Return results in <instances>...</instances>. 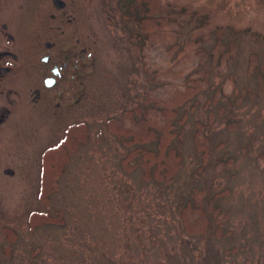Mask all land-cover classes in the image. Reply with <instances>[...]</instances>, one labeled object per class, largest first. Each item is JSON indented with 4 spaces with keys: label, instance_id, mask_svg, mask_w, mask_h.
I'll list each match as a JSON object with an SVG mask.
<instances>
[{
    "label": "rangeland",
    "instance_id": "374dc122",
    "mask_svg": "<svg viewBox=\"0 0 264 264\" xmlns=\"http://www.w3.org/2000/svg\"><path fill=\"white\" fill-rule=\"evenodd\" d=\"M117 1L77 0V37L94 45L96 62L84 79L82 101L65 115L27 105V46L37 39L30 15L35 0H26L29 15L12 21V30L19 28L13 41L0 36V47H19L0 48L16 56L7 62L11 68L0 94V118L1 107L7 105L9 111L0 126V264H264L263 13L250 10L242 25L232 29L228 19L211 11L208 31L201 28L203 20L191 23L184 14L201 7L197 0H165L161 15L169 11L179 19L178 49L194 29L202 48L190 60L181 59L175 68L181 74L173 79L166 68L180 55L168 54L167 46L129 40ZM219 29L225 46L234 42L236 48L221 72H215L209 54ZM251 55L256 57L252 73ZM202 69L209 72L207 87L179 112L185 115L182 165L173 183L145 182L138 167L126 171L125 145L106 122L143 105L149 93L165 96ZM74 124L85 125L84 141L65 160L45 203L40 199L42 155ZM197 126L207 138L204 165L195 146ZM225 158L231 164L221 173L216 163ZM194 190H202L205 205L223 192L213 205L216 215H226L221 230L211 219L206 233H185L177 207L191 202ZM57 211L62 224L42 223L29 230L32 212ZM3 227L16 233L8 256L2 251L8 242Z\"/></svg>",
    "mask_w": 264,
    "mask_h": 264
},
{
    "label": "trees",
    "instance_id": "16d2710c",
    "mask_svg": "<svg viewBox=\"0 0 264 264\" xmlns=\"http://www.w3.org/2000/svg\"><path fill=\"white\" fill-rule=\"evenodd\" d=\"M200 8L185 12L189 22L195 23L203 20L201 28L210 30L211 17L213 14L223 15L232 24V29H237L244 22V15L252 11L260 10L264 15V0H197ZM117 6L120 11L122 25L127 29L129 40L142 42L148 46H167L168 54L173 52L180 55L178 60H171L168 64V78L176 79L181 71L175 68L181 59L190 60L192 55L201 53V41L198 39L197 31L191 30L186 38L182 49L176 44L178 37L179 19L168 11L167 16L161 15L166 10L165 0H118ZM170 4L168 2V10ZM212 29V28H211ZM236 45L232 42L228 47L223 41V30L219 29L215 42L210 50L212 69L221 72L222 64L229 59L235 51ZM177 50V51H176ZM249 71H256V57L250 56ZM155 78L161 74L157 70ZM261 72H256L258 81H261ZM193 76V75H191ZM194 77V76H193ZM209 72L202 69L197 71L194 78H185L177 85L168 89L165 96L151 94L143 101V105L124 110L119 116L110 118L106 127L127 150L123 159V167L126 171L140 168L142 180L155 182L165 186L173 183L177 172L182 165V131L185 115L179 114L181 107L195 98L196 94L203 91L208 84ZM213 99L216 98L214 95ZM83 124H74L67 128L62 141L55 147L48 148L42 155L41 191L40 199L47 203L49 195L55 191L56 179L63 173L65 160L69 154L82 145L84 141ZM195 135V146L204 165L208 159L209 152L206 149V136L201 126ZM152 145L151 148L146 146ZM229 158L222 159L216 163L217 168L223 173L230 166ZM201 168V167H200ZM202 190H194L191 193L192 201L179 204L177 209L180 214L185 233L190 236L206 233L210 220L217 224L221 230L222 221L226 218L224 214L216 215L213 207L217 198L223 194H213L204 204ZM205 205V206H204ZM209 209L211 216L207 215ZM62 214L57 211L55 215L48 212H32L29 216V230L44 224H62ZM1 231L5 235L7 243L3 245L5 256L10 255L12 244L16 233L11 228L3 227Z\"/></svg>",
    "mask_w": 264,
    "mask_h": 264
},
{
    "label": "flooded vegetation",
    "instance_id": "af4514ba",
    "mask_svg": "<svg viewBox=\"0 0 264 264\" xmlns=\"http://www.w3.org/2000/svg\"><path fill=\"white\" fill-rule=\"evenodd\" d=\"M10 1L0 0V36L13 41V32L18 33L19 28L17 24V29L12 30V21L29 13L26 0H17L13 4ZM30 15L34 19L32 30L37 39L27 46V105L53 110V115H65L82 101L84 79L91 76L96 62L94 45L77 37L76 21L80 15L77 0H35ZM0 48L18 50L19 47L12 44ZM10 58L16 61L12 51L0 50V94L4 92L5 78L11 68L7 64ZM1 108L4 115L0 118V126L9 112L7 105Z\"/></svg>",
    "mask_w": 264,
    "mask_h": 264
}]
</instances>
